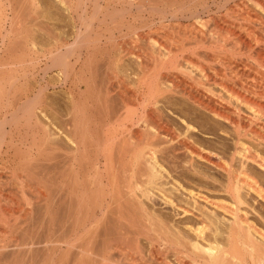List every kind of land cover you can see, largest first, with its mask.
<instances>
[{
	"label": "bare ground",
	"instance_id": "1",
	"mask_svg": "<svg viewBox=\"0 0 264 264\" xmlns=\"http://www.w3.org/2000/svg\"><path fill=\"white\" fill-rule=\"evenodd\" d=\"M35 1L0 0V56L6 45L35 53L0 73V113L15 102L20 66L39 67L43 78L34 96L0 115V232H18L1 235L0 264H264V0H52V25ZM145 13L133 40L148 46L118 45L117 62H131L123 73L138 88L118 99L129 88L111 82L121 72L105 64L112 56L100 44L112 38L100 29ZM53 70L57 80L47 81ZM106 72L111 94L77 105L69 83L97 88ZM58 88L72 107H51L49 90ZM191 114L224 125L220 145L200 141L218 133ZM20 120L33 137L25 153L12 138ZM83 153L103 163L91 172L103 188L82 186ZM198 164L223 179L183 183L178 172L197 175Z\"/></svg>",
	"mask_w": 264,
	"mask_h": 264
},
{
	"label": "rangeland",
	"instance_id": "2",
	"mask_svg": "<svg viewBox=\"0 0 264 264\" xmlns=\"http://www.w3.org/2000/svg\"><path fill=\"white\" fill-rule=\"evenodd\" d=\"M23 1V0H22ZM41 1V2H40ZM52 3H51V2ZM39 2V3H38ZM46 2V3H45ZM40 4L39 5V10H42V11H44L45 10V12L47 11H49V13H47V15H48V18L51 20V22H50V25H52V21H54L53 20V18L51 19V12L50 11H52V13L54 12V7H53V1L52 0H36L35 2H34V5H33V8L32 9H35L34 7H36V5H38V4ZM36 7V8H37ZM42 8V9H41ZM21 9H23V10H21L22 12L24 11V10H26V9H24L23 7H21ZM44 9V10H43ZM62 12V13H61ZM24 13H25V11H24ZM23 14V13H22ZM148 14L147 13H145V14H143V16L142 17H145V18H140V19H136V17H133V14H126V16H125V19L123 20L124 22L121 24V25H119L118 27L116 26V27H112V29H111V31H106L107 29H106V27L104 26L103 28H101L100 29V31H102V32H105L106 33V35H111V40H108V38L106 39H103V41H101V48L102 49H104L105 50V54H108L109 52H110V55L112 56V57H110L111 59V61H109V59H108V62H107V58L103 55V58H104V60H105V64L108 66L110 63L112 64H110L109 65V67L111 66H114L115 64H116V66L118 67V68H116V66H114V68H116V69H113V72H115L116 70V72H115V74L118 72V69H120L119 70V72H121V73H117V75H116V77H117V79L116 78H113L112 80H111V82L113 81V82H116L119 78L120 79H122L121 81H123L122 83L126 86V87H128L129 88V92L127 91L128 89H123L124 88V86H123V84L122 83H120V85L122 84V88L118 91V95L119 96H117V98L119 99V98H127V97H129L130 96V94H131V91H135V90H137L138 88H137V81H136V77H135V75L133 76V74H130V73H123V66H124V64H126L128 61L127 60H125V62H124V60H120V61H118L117 62V57L118 56H116L115 57V55H118L119 53H118V45L120 44V43H126V44H131L132 43V41H133V43H142V42H144V43H142L141 44V46H143L144 44H145V47L146 46H148V45H146V41H143V40H137V38H135L134 40H133V38H134V36L136 37V35H135V27H138V26H140V25H145V23H147L148 21H149V15L147 16ZM59 18H60V23L61 24H59V27H61V30H63L64 32H66L68 35H69V37H68V40H70V42L71 41H73V30H74V27H73V25H72V22L67 18L68 17V14H66V12L65 11H60V13H59ZM136 20H135V19ZM147 18V19H146ZM147 20V21H145V20ZM31 21V22H30ZM23 22L26 24V25H31V27H34V24L33 23H35V21L33 22L32 20H28V21H26L25 22V20H23ZM33 22V23H32ZM145 22V23H144ZM144 23V24H143ZM130 24V25H129ZM110 27V26H109ZM108 27V28H109ZM116 28V29H115ZM114 29V30H113ZM113 30V31H112ZM134 34V35H133ZM38 38L40 37L39 36V34L38 33H36L35 34ZM72 35V36H71ZM37 38V39H38ZM40 39V38H39ZM125 41V42H124ZM138 41H140V42H138ZM148 42V41H147ZM149 43V42H148ZM147 43V44H148ZM45 44H47V45H49L48 44V42H46ZM39 46H40V44H39ZM42 46V45H41ZM29 47V46H28ZM28 47L27 46H25V47H22V46H19V45H12V46H9V45H6L5 47H3V54H1V56H0V73H2V74H5V72H6V74H8L9 73V69H11L12 67L10 66L11 65V61L13 62V61H17L19 58L20 59H27V62L30 60V59H32V58H35V53H33L31 50H30V48L28 49ZM60 49V48H59ZM31 51V52H30ZM32 53V54H31ZM115 57V58H114ZM15 58V59H14ZM7 59V60H6ZM114 59V60H113ZM8 60H10V61H8ZM113 60V61H112ZM1 62H3L4 64H6V63H8V64H6V65H3V63H1ZM26 62V63H27ZM108 63V64H107ZM123 63V65H121ZM117 64H119V65H117ZM9 65V66H8ZM121 65V66H120ZM128 65H131V62H128ZM4 67V69H3V67ZM120 66V67H119ZM2 67V68H1ZM7 67V68H6ZM8 67H9V69H8ZM39 67H36V68H33L32 67V65L30 64V63H27V64H23L22 66H20V68H19V70L17 71V74H19V75H22V78L15 84V86H13V88H12V90H15V91H13L12 92V95L9 97V98H11V100L12 101H15L14 103H8L7 105H6V107H5V109L0 113V115H2L4 112H7V111H9V112H12L13 110H15V108L19 105H22V102H23V100L25 99L24 97H26V96H29V97H31V96H34V94H35V92H37V88H38V85L43 81V78H42V76L39 74V69H38ZM6 69V70H5ZM1 70L3 71V72H1ZM124 70H125V66H124ZM25 73V75L23 76V74ZM1 74V75H2ZM108 72H106L105 74H102V77H101V79H99V80H101L100 81V84L97 86V88L96 87H94V86H92V87H89L88 89H86V87L84 86V84H82V86H80V88L78 87V84H74L73 82L72 83H69V88H71V90H73V95H75L76 96V98H77V100H79L78 102H77V105H79V106H85L86 104H88V103H90V102H92L91 101V99H96L97 97H98V95H99V93H100V95L99 96H101V95H103V96H101V97H104V96H107V95H109V94H111V93H107V87H106V81H107V76H108ZM119 74V75H118ZM128 75H130V78H128L129 76ZM105 76V77H104ZM124 76V77H123ZM119 77V78H118ZM41 78V79H40ZM57 71H55V70H53L51 73H49L46 77H45V79L47 80V81H56L57 79ZM123 78L125 79V80H123ZM128 79V80H127ZM71 81H74V78H71ZM16 90H17V93H16ZM36 90V91H35ZM75 90V91H74ZM131 90V91H130ZM59 91V92H58ZM67 92V93H66ZM98 93V94H97ZM107 93V94H106ZM127 93V94H126ZM95 94V95H94ZM97 94V95H96ZM49 95L51 96V98H54V100L52 101V102H50V104H51V107H56V108H59V107H61V108H64L65 106L66 107H72V104L71 103H69V100H70V92H69V90L67 89V88H64V89H56V90H54V89H52V90H49ZM129 95V96H128ZM121 96V97H120ZM21 97V98H20ZM23 97V98H22ZM22 100V101H21ZM94 101V100H93ZM96 101V100H95ZM56 102V103H55ZM100 104H101V102H99ZM102 103H103V101H102ZM178 104H180V105H178ZM173 105H174V107L175 108H177V109H179V108H182L184 105H183V103L181 102H178V101H176V102H173ZM181 105H182V107H181ZM179 106V107H178ZM22 110H19V114L21 115L22 114V112H21ZM192 116H191V118L193 117V119H194V116H193V114H191ZM194 115H196L195 116V118L196 119H194V121L196 122V124L200 127V128H202L203 130H209V128L211 127V128H213L212 130H211V128H210V132H212V133H214L215 131H216V133H218V135L216 136L217 137V139L218 140H214V139H211V143H208L207 141H206V139H204V138H201L200 137V141H202V143H204L206 146H211L212 144H214V145H212L211 147H213V146H215L216 144L217 145H220L219 143H220V138H219V136L221 137L222 136V133H221V129H222V127H224V125H221V124H217L216 123V121L217 120H215V119H209L208 121H207V119H204V118H202V117H200L198 114H194ZM197 115H198V117H197ZM199 118H200V120H199ZM192 119V120H193ZM207 122V123H206ZM218 122V121H217ZM23 124V125H22ZM201 125V126H200ZM209 127H208V126ZM211 125V126H210ZM217 125V126H216ZM221 126V127H220ZM13 127H14V125H13ZM207 127V128H206ZM219 127V128H218ZM6 128H7V131H11L12 130V127H11V125L10 124H7V126H6ZM217 129H219V130H217ZM221 133V135H219ZM32 131H31V128H28L27 126H25V123H24V121L23 120H20V121H18V124L15 126V128H14V130H12V138L14 139V142H15V146H16V148L18 149V150H20L21 152H23V153H25V152H27V149H25L26 147H27V144L28 143H30L31 141H32V139H33V137H32ZM215 134V133H214ZM26 136V137H25ZM215 136V135H214ZM30 137V138H29ZM32 137V138H31ZM8 138H9V136H8ZM30 139V140H29ZM202 139H204V140H202ZM206 141V142H205ZM212 141H215V142H213L212 143ZM216 141H218V143H216ZM20 144V145H19ZM208 144V145H207ZM210 144V145H209ZM17 145H19V146H17ZM23 146H24V149H23ZM26 146V147H25ZM11 152H9L8 153V155L6 156V161H7V164L10 166V164H11V169H10V171H14V168L17 166V164H16V162L18 161V159L15 157V149H13V151H12V149L10 150ZM11 154V155H10ZM83 154H86V153H83ZM83 154H77V159L79 160V161H83V164H82V170H83V172H84V178H83V182H82V186L85 188V186H86V189H88L89 187L90 188H92V189H90V190H94V188L95 187H97V186H95V185H97L98 183H96V182H94L95 180L92 178V175H91V172H93V166H94V164H95V166H102L103 165V163L101 162V160H99V161H97L96 160V157L93 155V154H90V153H87L86 155H83ZM82 155V156H81ZM80 156V157H79ZM8 158V159H7ZM86 161H85V160ZM91 162H92V164H91ZM86 163V164H85ZM14 166V167H13ZM79 168V166H76V164H75V167H74V169H78ZM197 170H198V174L197 175H193L192 174V176H191V174H187V173H183L182 171H179L178 172V176H180L181 178H180V180L183 182V183H187V184H196L197 182V184H199V185H209V183H210V177L212 178V177H218V179L220 180V178L222 177L221 175H218L219 173H216L213 169H209L208 167H206L205 166V164L203 165V164H198V166H197ZM88 171V172H87ZM201 171V172H200ZM183 173V174H182ZM93 174V173H92ZM201 174V175H200ZM191 176V178H190V176ZM217 175V176H216ZM195 176V177H194ZM197 176H200V177H197ZM206 176V177H205ZM220 176V177H219ZM87 177V178H86ZM88 179L89 181L87 182V181H85L86 179ZM123 179V177L122 176H119V178H118V180L117 181H115V184H117L116 182H121L122 183V179ZM198 178V179H197ZM203 178H205V179H203ZM207 178V179H206ZM200 179V180H199ZM222 179H223V177H222ZM122 180V181H121ZM192 180V181H191ZM202 180V181H201ZM85 181V182H84ZM208 181V182H207ZM70 183L71 182H69L68 183V188L67 189H72V187H74V184H72L71 183V185H70ZM84 183V184H83ZM105 184V183H104ZM93 185V186H92ZM99 185V184H98ZM102 185L103 184H101V185H99L100 187H102ZM119 185V184H118ZM92 186V187H91ZM70 187V188H69ZM88 187V188H87ZM103 188V187H102ZM89 190V189H88ZM24 207V206H23ZM100 214V211H98L97 210V215H99ZM12 222H14V220L12 221ZM45 221H43V223H44ZM17 223V222H16ZM21 222H19V225L21 226L22 224V228H19L20 230H22V231H20L19 230V234L20 233H22L23 232V229H24V226H25V224L24 223H22V224H20ZM43 223H41V224H43ZM6 232H8V233H6ZM4 234L2 233V232H0V237H2L1 235L3 234L4 236H9L10 234H12V235H16V234H18V232H15V231H6ZM11 232V233H10ZM6 236V237H7ZM11 236V235H10Z\"/></svg>",
	"mask_w": 264,
	"mask_h": 264
}]
</instances>
